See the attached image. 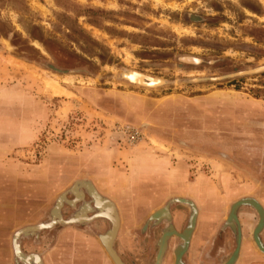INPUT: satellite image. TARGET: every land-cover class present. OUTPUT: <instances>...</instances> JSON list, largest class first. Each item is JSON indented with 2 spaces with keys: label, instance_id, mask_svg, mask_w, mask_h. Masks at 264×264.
<instances>
[{
  "label": "rangeland",
  "instance_id": "rangeland-1",
  "mask_svg": "<svg viewBox=\"0 0 264 264\" xmlns=\"http://www.w3.org/2000/svg\"><path fill=\"white\" fill-rule=\"evenodd\" d=\"M23 1L26 12L0 1V19L36 50L0 36V264L35 261L25 251L37 220L59 230L76 215L101 218L90 200L70 201L80 182L114 204L102 209L122 223L125 264H155L156 208L171 203L176 233L188 225L192 207L175 198L195 208L184 264L229 262L236 233L264 264L257 210L241 204L237 230L226 224L241 199L264 213V0ZM21 22L39 26L49 50ZM169 235L162 264L182 243Z\"/></svg>",
  "mask_w": 264,
  "mask_h": 264
},
{
  "label": "crops",
  "instance_id": "crops-1",
  "mask_svg": "<svg viewBox=\"0 0 264 264\" xmlns=\"http://www.w3.org/2000/svg\"><path fill=\"white\" fill-rule=\"evenodd\" d=\"M158 168L160 170L165 169L166 171V167L163 164H161ZM147 173L158 174V173H154L150 171H148ZM160 174L161 173H159V175ZM165 174H166L165 180H167L168 174L166 172ZM172 181L173 180H170V182ZM241 186H242V189H248L250 187V186H246V183H243V182L241 183ZM153 202L155 204L158 203V201L156 202L153 201ZM85 206L86 204L83 205L82 209ZM106 206H110V207L112 206L113 210L115 209L114 204L112 205L108 204ZM99 210L104 213L107 212V211H104L102 208H99ZM17 211L18 213H20V210H17ZM114 213H115V210H114ZM75 217H77V215ZM113 217L115 218V220H112L113 224L114 222L115 224L116 222L119 223V227L117 228V231L114 234H109V230L112 226V222L110 219L106 220L105 218L94 219L92 217H89L90 219H88V216L86 217L81 216L80 219H76L73 221L71 220V221H68V223L65 220L62 223L63 227L59 230L57 229L45 230L43 224L47 222V225L45 226L49 227L48 223L50 221L48 220L49 221L48 222V221H43V220L41 221L37 220L38 223L35 222L37 223L36 225L41 224L42 227L39 228L40 229L39 231H36L35 229L32 230V232L35 235H33L31 238L35 240V243H34V246L31 248L29 246H26L29 253L25 251V255L33 256L35 261H32V258L25 259L21 257L20 255H17V256L20 257L21 259L23 258L27 262V264H113L112 260L109 258L108 254L105 252L104 247L107 246L108 244H111L115 252L117 253L116 245H117V240L119 238V235L121 239L124 240L125 242V233L120 232L122 223L121 221H119L118 216L115 217L113 215ZM160 218H163V217H160ZM160 218H157V219L151 218V219L158 221L160 220ZM79 220L83 223V226L78 225ZM54 221L55 220H51L52 223ZM67 228H72V229L66 230ZM23 229L24 228H22V230ZM22 230L21 231L19 230L16 233L18 235H15L14 238H17L19 240L21 236L20 234L24 232ZM25 231L27 232L28 230H25ZM160 239H161V236L159 237V239H157L158 245H159ZM193 242H194V239L193 240L190 239V234H188L186 248L184 249L185 252L188 251L189 244L192 245ZM181 244L179 242L174 245L173 253L175 252L177 247ZM249 245L250 244L247 238V234L242 233V236H239V242H237V247L235 248V252H234V255L236 254L235 259L231 264L233 263L234 264H261V261L260 262L257 261L258 253L253 248H250ZM228 263L226 262L225 264H228ZM13 264H26V263L22 262V260H16V262H14Z\"/></svg>",
  "mask_w": 264,
  "mask_h": 264
},
{
  "label": "water",
  "instance_id": "water-1",
  "mask_svg": "<svg viewBox=\"0 0 264 264\" xmlns=\"http://www.w3.org/2000/svg\"><path fill=\"white\" fill-rule=\"evenodd\" d=\"M74 192L76 193L75 190H74ZM175 201L188 202L191 205L192 210L195 211V208L193 207V204L190 201H185L183 199L175 198L171 202H175ZM170 204L171 203H168L167 205L163 206L165 208V211L167 212L165 217H168V216L171 215L170 207H169ZM241 204H249L250 206L254 207L257 210V212L259 213L260 220H259V223L257 224V226L254 229L253 241L257 245V247L262 252H264V244L262 243L261 238H260V232L262 230V226H263V223H264V213L262 212L261 206L254 199H241V200H239L238 202H236L235 204L232 205L231 214H230L231 216L235 215L236 210L238 209L239 205H241ZM98 214H102V213L98 212ZM89 217L93 218V216H89ZM89 217H88V219H90ZM95 217H97V215ZM107 217H109V216H107ZM109 218H110V220L112 219L111 217H109ZM193 218H194V215L192 214L191 217H190L188 230L191 228V226L193 224V221H192ZM111 222H112V226H111V228L109 230V234H114L117 231L119 223L116 222V225H114L115 223L113 224L112 220H111ZM226 224H228V226H230L232 230H235V231L237 230V227H238L237 218L234 217V218L229 219V221H227ZM36 227L37 228H41L42 225L38 224V226H36ZM32 229H34V228H32ZM25 230H27V229H25ZM238 231H239V229H238ZM170 232H173L172 228L166 230L165 233L163 234V236L161 237L160 241H159L160 248H159V253L157 254V257H158V263L157 264H162L163 255L165 254L166 248L168 247V242L170 241V237H171V235H169ZM176 235L179 236L182 239L183 243L181 245H179L177 247V249L175 250V252H174L175 253V260L177 259V263L178 264H183V260L181 258V254L184 251V249L186 248V242H187V239H188V234H186L185 232H181L180 234L176 233ZM239 236H240V234L236 233V241L237 242H239ZM104 250L108 254L109 258L112 260L113 264H125L121 260V258L117 255V253L115 252V250H114V248H113V246L111 244H108L107 246H105ZM234 259H235V256H234V253H233L232 259L229 261V263L228 262L227 263L231 264L234 261Z\"/></svg>",
  "mask_w": 264,
  "mask_h": 264
},
{
  "label": "flooded vegetation",
  "instance_id": "flooded-vegetation-1",
  "mask_svg": "<svg viewBox=\"0 0 264 264\" xmlns=\"http://www.w3.org/2000/svg\"><path fill=\"white\" fill-rule=\"evenodd\" d=\"M80 184H82V186H84L83 188L85 189V190H83V191H81V190H78L77 191V189L75 190L76 191V193H74V196L72 197V198H70V201L73 203V202H76V203H80V202H82L81 203V205H80V207H83V205L84 204H87L86 202L84 203V201H87V200H90V202H89V204H90V206H93V207H95L96 209H97V213H98V210H99V208H103V206L105 207L106 205H108V204H111L112 205V203H111V201L110 200H108L105 196H103L101 193H99L91 184H89V183H81L80 182ZM76 183L73 185V187L72 188H76ZM105 197V198H104ZM180 199V198H179ZM88 206V205H87ZM194 207V206H193ZM115 210V209H114ZM78 212V211H77ZM192 214L194 215V218H193V224H192V226H191V228L188 230V227H189V223H188V225L184 228V230L182 231V232H185L186 234H189L190 232H191V230H192V228H193V226H194V219H195V211H193L192 210ZM191 214V215H192ZM191 215L189 216V221H190V217H191ZM96 215H94L93 216V218L95 217ZM98 216V215H97ZM171 216V215H170ZM170 216H168V217H163V218H160V220H158L159 222H161V225H162V229H161V232H162V234H164L165 233V231L166 230H168V229H171L172 228V231L173 232H170L169 234H176V232H175V229H174V227L172 226V224H169V225H167V222L168 223H170V219H171V217ZM99 217H101V218H105L106 220L107 219H110L109 217H107L106 215H104V213H102ZM76 218H78V219H80L81 218V216H77ZM231 218H233L231 215L229 216V219H231ZM229 219L228 220H226V223H227V221H229ZM151 220H153V219H151ZM153 221H156V220H153ZM157 221V222H158ZM167 225V226H166ZM170 227V228H169ZM17 239V238H16ZM20 260H22V262H24V263H26L27 264V262L22 258V259H20ZM158 263V257L156 256V259H155V264H157ZM175 264H178L177 263V259L175 260ZM184 264V263H183Z\"/></svg>",
  "mask_w": 264,
  "mask_h": 264
},
{
  "label": "trees",
  "instance_id": "trees-1",
  "mask_svg": "<svg viewBox=\"0 0 264 264\" xmlns=\"http://www.w3.org/2000/svg\"><path fill=\"white\" fill-rule=\"evenodd\" d=\"M17 1H19L20 5L19 6L12 5L11 8L19 12H22V11L26 12L28 9L26 8L24 1L23 0H17ZM89 22L92 23V21L90 20ZM21 25L30 38L37 40L38 42L42 44V46L45 49L49 50V46L46 45V43L44 42V39L40 35L41 28L39 26H36L33 24L26 26L22 22H21ZM0 36L7 37V38L10 37V41L12 44L14 45L20 44L23 48L27 47V49H29L31 52H34V53L36 52V50L28 46L26 40H24L21 37V35L17 31H15L14 27L11 24L9 25L3 22L1 19H0Z\"/></svg>",
  "mask_w": 264,
  "mask_h": 264
},
{
  "label": "bare ground",
  "instance_id": "bare-ground-1",
  "mask_svg": "<svg viewBox=\"0 0 264 264\" xmlns=\"http://www.w3.org/2000/svg\"><path fill=\"white\" fill-rule=\"evenodd\" d=\"M175 30L177 32H181L182 30H184L183 27L181 26H175ZM131 76L136 80V81H141V77L136 75V74H131ZM66 79H69L68 77H66ZM47 87L51 89V91L55 94H60V93H66V91H64L63 88H61L60 86H58L57 84H55L54 82H51L50 79H47ZM157 83V80H152L151 81V84H155ZM153 140V139H152ZM162 146V145H161ZM106 207V206H105ZM107 208V207H106ZM106 210V209H105ZM111 210L112 209H107V212H102L104 213L105 215H108L109 217H111L112 219L111 220H115V218L113 217V214H111ZM167 214V212L165 211V208L162 206V207H159L157 208L156 210L152 211L151 214H150V218H153V219H157V218H160V217H165V215ZM115 223V222H114ZM116 225V224H114ZM243 242V241H242ZM235 256V255H234Z\"/></svg>",
  "mask_w": 264,
  "mask_h": 264
}]
</instances>
